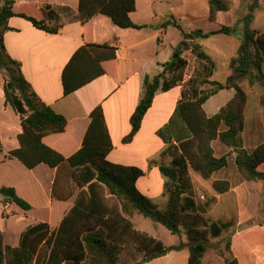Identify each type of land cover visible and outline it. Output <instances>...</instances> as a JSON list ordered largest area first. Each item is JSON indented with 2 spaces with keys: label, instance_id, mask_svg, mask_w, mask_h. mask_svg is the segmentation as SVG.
Returning a JSON list of instances; mask_svg holds the SVG:
<instances>
[{
  "label": "trees",
  "instance_id": "1",
  "mask_svg": "<svg viewBox=\"0 0 264 264\" xmlns=\"http://www.w3.org/2000/svg\"><path fill=\"white\" fill-rule=\"evenodd\" d=\"M13 4V0H1L0 4V72L5 75V104L19 115L22 130L17 135L19 146L10 150L8 156L18 159L28 169L40 163L52 168L66 163L71 169V181L78 191L74 205L57 228L49 230L45 222L30 225L22 232L19 245L13 248L3 246L0 232V264L4 263V258L7 264H121L123 251L133 258L141 256L133 264H143L182 246L188 249L187 264H202L209 239L220 236L232 222L211 221L205 215L204 207L213 198L207 197L204 207L196 204L187 168L190 167L204 179L225 168L230 153L217 157L212 148V141L219 140L235 153L234 162L242 176L248 181H262L264 188V171L259 169L264 164V142L248 151L241 136L247 96L240 83L246 80L249 85L264 86V30L251 27L260 0H250L246 13L236 22L241 24L240 42L236 54L229 59V74L225 81L204 79L211 85L210 89L191 88L189 97L183 96L177 104L174 116L185 125L187 133L178 137L180 154L173 158L170 165L159 166L165 178L164 207L158 206L137 189L136 180L144 174L142 169L106 159L113 145L100 106L90 112L81 147L70 156H63L43 142L46 135L63 132L67 121L44 104L31 89L20 72L19 63L6 53L3 33L9 29L7 21L12 16L23 17L49 33L60 32L62 20L49 4L40 8L39 16L15 12ZM228 8V0H208V20L214 22L217 13ZM134 10L135 0H79V15L84 21L100 13L121 28L156 27L135 24L130 18ZM237 24L220 25L210 31L199 28L186 31L177 21L160 24L161 27L172 25L181 38L174 49L175 56L163 65V70L145 78V92L130 117L131 130L124 141H130L140 128L160 83L166 90L183 80L188 63L183 54L190 52L194 57L211 63L201 41L214 34L235 35ZM115 49L107 44L92 43L79 47L62 70L64 95L111 72L103 61L115 58ZM220 89L230 90L233 96L215 114L208 116L203 104ZM212 188L215 193L222 194L230 189V182L215 180ZM106 194L115 203L109 205ZM0 195L4 201L12 202L25 211L31 208L13 187L0 186ZM133 212L160 223L172 234L183 233L187 243L166 246L160 239L136 230L130 220ZM224 246L231 256L230 238H226ZM232 259V256L225 258L223 264H233Z\"/></svg>",
  "mask_w": 264,
  "mask_h": 264
},
{
  "label": "crops",
  "instance_id": "2",
  "mask_svg": "<svg viewBox=\"0 0 264 264\" xmlns=\"http://www.w3.org/2000/svg\"><path fill=\"white\" fill-rule=\"evenodd\" d=\"M13 1L15 12L35 16L40 15V8L44 4H49L57 10L62 20L60 32L49 33L35 27L23 17L12 16L7 21L9 29L3 33L6 53L19 63L20 72L31 89L44 104L64 116L67 121L63 132L46 135L43 142L63 156H70L81 147L89 124L90 112L96 106H100L113 145L106 159L112 163L142 169L144 174L136 180L137 189L158 206L164 207L166 204V196L163 195L165 178L159 166L160 164L170 165L173 158L180 154L178 137L187 133L185 125L174 116V112L182 97H189L191 88H199L190 84L191 80L188 81L185 77L180 83L166 90L162 89L160 83L150 107L141 120L140 128L130 141L126 142L124 138L131 130L130 117L145 92V78H151L163 70V65L175 56L174 49L181 38L175 27L172 25L161 27L160 24L166 21H177L186 31L198 29L194 27L187 30L182 25V20L196 23L200 18L206 17L209 21L208 0H135V10L130 13L131 20L138 25L156 26L139 29L118 27L108 16L100 13H95L84 21L79 15V0ZM261 6L262 3L254 12L251 27L264 30V9H260ZM196 7L202 9L201 14ZM220 13L224 12H218L217 19ZM217 19L211 23H216ZM218 27L219 25L205 31L215 30ZM212 36L215 37L213 41L210 38ZM210 37L202 40L209 41V51L202 49L211 63L196 57L194 59L202 63L206 79L224 82L229 74V59L236 54L240 37L236 41L235 35L214 34ZM216 42L220 45L217 46ZM88 43L116 47L115 58L103 61L107 63L111 72L108 71L72 93L64 95L61 82L62 70L74 52ZM201 45L203 47V43ZM167 77H169L168 73ZM4 82V80L0 82V186L13 187L16 194L29 203L31 198H36L41 191L50 211L49 219L40 222H45L50 229H55L74 205L77 195V189L72 193L71 191L63 193L61 188L66 182H72L71 169L66 163L54 168L40 163L28 169L18 159L8 156L10 150L19 146L17 135L22 129L19 115L10 105L5 104ZM244 89L247 91V105L241 136L244 148L251 151L264 142V140L258 141L259 132L264 130V107L260 110L258 100L253 106V113H249L250 90L247 85ZM260 91L264 95V90ZM232 96L230 90L217 91L203 104L206 115L211 116L216 113ZM210 101L211 104H209ZM250 125L251 130L248 128ZM212 148L217 157L230 153L228 165L212 173L208 179L202 178L188 167L193 197L194 199L196 197L213 198L206 207H204L205 202L200 204L196 199L195 202L200 208L204 207V213L211 221L224 223L232 220L215 213L217 210L223 212L222 197L232 194L238 202H241L242 198L248 199V211L244 213L247 218L240 216L241 209L237 204L235 205L239 213V215L236 214L235 226L239 228L242 222L250 220L255 213L254 207L252 211L250 208L251 204L255 203L254 192L257 184L255 181L246 180L238 171L234 162L235 153L230 152L231 149L228 146L219 140H214ZM231 165L234 168L233 178L225 175V170ZM263 165L259 166L261 171H264ZM233 179L236 181L233 182ZM215 180H228L230 189L222 194L215 193L212 188V182ZM198 184L204 188H199ZM54 190L61 196L55 199L57 201L55 204ZM105 197L108 202L110 196L106 194ZM13 205L16 204L4 201L0 195V232L2 236L7 234L11 238V244L7 245L12 248L19 245L22 232L28 226L35 224L22 222L24 219L22 214H25V210L24 213L18 212L15 221L9 222L8 216L12 212L11 209L13 210ZM13 212L15 215L17 211L13 210ZM53 212L58 214L55 223L52 220ZM138 217V213L130 216L134 228L159 239L152 231L145 228ZM263 226L264 216L263 223L245 224L244 227L239 228L240 230L236 229V232L231 234L230 251L233 264H264ZM186 242L187 240L178 239L171 244L163 243L166 246H177ZM188 255L187 247L182 246L143 264H187Z\"/></svg>",
  "mask_w": 264,
  "mask_h": 264
},
{
  "label": "rangeland",
  "instance_id": "3",
  "mask_svg": "<svg viewBox=\"0 0 264 264\" xmlns=\"http://www.w3.org/2000/svg\"><path fill=\"white\" fill-rule=\"evenodd\" d=\"M228 2H229L228 10L223 11L224 13H220L218 19L216 18L217 19L216 23H211V22L207 21V19L205 17V18H200L196 23L183 19L182 25L187 30L192 29L194 27L201 28L204 30H208V29L216 28L218 25L220 26V25L237 24L236 23L237 20L240 19L246 13L247 5L249 4L250 0H228ZM260 3H262V6H264V0H260ZM262 6L260 9H264V7H262ZM196 8L198 9V12L201 14L202 9L200 7H196ZM261 11H263V10H261ZM204 15H205V13H204ZM240 36H241V24L238 23L236 25L235 41L237 39H239ZM210 38H211V41H213L215 37L212 36ZM208 42L209 41H207V40L201 42V43H203L202 48L205 51H207V50L209 51V49H208L209 43ZM216 45L219 46L220 43L216 42ZM183 55L188 61L187 66L184 70V77L187 80H191L190 84H192L193 86H196L199 89L200 88L201 89H203V88L204 89H210L211 85H209L208 83H205L203 81L204 79H206V76L203 73L204 70L202 67V63L198 59H194V56L190 52H185ZM3 80L5 81V75L2 72H0V82H3ZM209 80H211V79H209ZM240 84H241V87H242L243 91L245 92L246 96H247V91L244 89V86L247 85L248 90H250L249 91V93H250L249 94L250 95L249 96V113H253V111H254L253 106H255V104L258 100H259V104L261 106L259 108H260V110H262L264 107V95L261 94L260 90H264V86H262L260 84L249 85L246 80L241 81ZM209 104H211V101ZM246 105H247V102H246ZM244 112H245V110H244ZM248 128H250V130H251L252 126L250 125V126H248ZM259 133H260V135H259L260 137L258 138V141L264 140V130L260 131ZM234 159H235V157H234ZM225 171H226V173H225L226 176H229L232 178L234 177V175H233L234 168L232 167V165L229 166ZM235 181L236 180L233 179V182H235ZM256 184H257V187H256V191L254 192L256 195L255 203H254V205L252 203L251 208H250V210L252 211V208L254 207L255 213L252 215L253 217L252 216L250 217L251 218L250 220L242 222L240 224L239 228L244 227L245 224L246 225L247 224L252 225L254 223H256V224L263 223L264 188H263L262 181H256ZM61 188L63 189V193L69 192V191H71V193H72L76 189V187L73 185L72 182L71 183L66 182V184H63L61 186ZM199 188L203 189L204 187L199 185ZM53 198H54V204L57 203V201H55V199H57V195L55 194V192L53 194ZM195 199L200 204H202L203 202L206 201V198H204V197H196ZM237 202L238 201L233 198L232 194H227L224 197H222L221 206L222 205L224 206L223 212L220 210H217L215 213H217L218 216H221V217L225 216L229 220H232L231 222H233V224L227 230H225L219 237L217 236V237H212L209 239L208 248H207V250L204 254V257H203V262H202L203 264H223L225 261V258H229L232 256V255L230 256L229 251H227L225 246H224L225 240H226V238L231 239V234L233 232L235 233L236 229H239V228H236V226H235V222H236V218H237L236 214L239 215V213H240V216L242 218H247L244 216V213H247V211H248L249 200L246 198H242L241 202H238V203ZM107 203L109 205H111L112 203H115V200L112 197H110V198H108ZM158 203H160V202L158 201ZM29 204H30L31 208L29 210H27L26 212L24 210H22L18 205H13L12 206L13 210H15L17 212H15L16 214L14 215V212L11 209L12 212L8 216L9 222H13L16 220L15 217L18 214V212H20V213L25 212L24 215L22 214V216H24V219L22 220V222L27 223V224L38 223L40 221H47L49 219L50 207L48 204L45 203V199H44L43 193L41 191L36 198H31V203H29ZM236 204L238 205V208L241 209V211L239 213H238V208H236V206H235ZM14 208H16V209H14ZM133 213H136V212H133ZM138 216H139L138 219L140 221H142L145 228L148 231H152L157 237H159V239L162 242H164L166 244L174 243L178 239H182L183 241L187 240L186 236L183 233L180 235L172 234V233H170V231L167 228H165L160 223L153 222L152 220L145 218L140 214H138ZM57 217H58V214L53 212L52 213L53 223H55V221L57 220L56 219ZM232 229H233V231L231 232ZM49 230H52V229L49 228ZM2 237H3L2 240H3V246L4 247L7 246V244L8 245L11 244V240H10L11 238L9 236H7V234H4V236H2ZM257 245H259V244H257ZM140 257L141 256H136L133 258L129 253L123 251L121 253V264H133L134 261H136ZM3 264H7L6 258H4Z\"/></svg>",
  "mask_w": 264,
  "mask_h": 264
}]
</instances>
